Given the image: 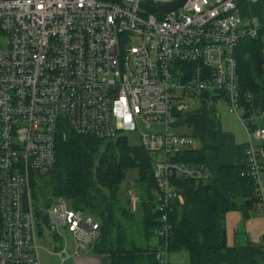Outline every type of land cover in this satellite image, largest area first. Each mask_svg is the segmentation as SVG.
Instances as JSON below:
<instances>
[{"label": "built area", "instance_id": "obj_1", "mask_svg": "<svg viewBox=\"0 0 264 264\" xmlns=\"http://www.w3.org/2000/svg\"><path fill=\"white\" fill-rule=\"evenodd\" d=\"M174 1L0 0V264H40L39 240L51 241L47 251L60 264H101L93 252L100 222L61 197L38 201L33 191L32 179L53 168L65 128L105 139L133 133L155 155L159 264H173L165 210L181 195L170 179L210 175L204 164L173 160L197 145L176 127L188 100L206 92L223 97L248 136L241 174L250 175L260 193L264 107L245 108L236 61L240 42L261 28L241 4L257 0L148 8ZM251 99L247 93L245 100ZM48 196L52 202L44 209Z\"/></svg>", "mask_w": 264, "mask_h": 264}, {"label": "trees", "instance_id": "obj_2", "mask_svg": "<svg viewBox=\"0 0 264 264\" xmlns=\"http://www.w3.org/2000/svg\"><path fill=\"white\" fill-rule=\"evenodd\" d=\"M241 7L261 22L257 36L243 39L236 51L238 84L245 108L260 110L264 107V0L243 2ZM247 93L252 96L249 101L245 100ZM222 98L213 93L200 94L199 107L177 117V130L188 129L197 145L175 154L173 160L204 164L210 175L204 180L170 179L172 190L180 193L181 199L173 198L165 210L168 252H185L189 264H264V245L235 247L226 243L224 214L235 209L247 216L261 199L252 177L241 174L244 165H220L217 161L216 135L220 125L216 101ZM74 134L73 151L59 150L56 143L55 163L49 170L54 184L46 193L34 189L36 200L49 194L58 196L71 207L93 215L101 225L93 252L102 264H159L154 252L163 237L159 236L162 211L157 208L161 194L152 176L155 155L138 142L133 145L127 135L105 139ZM128 170H136L140 180V202L137 213L132 215H126L130 200L123 202L120 193ZM132 221L142 228V234L135 239L128 234L130 228H136ZM151 237L155 239L152 247Z\"/></svg>", "mask_w": 264, "mask_h": 264}, {"label": "crops", "instance_id": "obj_3", "mask_svg": "<svg viewBox=\"0 0 264 264\" xmlns=\"http://www.w3.org/2000/svg\"><path fill=\"white\" fill-rule=\"evenodd\" d=\"M262 42L261 78L264 82V35ZM223 101V100H222ZM224 103V102H223ZM219 112L220 132L216 135V155L220 165H244L246 162L244 150L248 136L238 118L222 108ZM262 176L264 178V169ZM261 202L252 207L247 216L240 210H229L224 214L226 243L228 246L241 247L248 244L264 245V182L260 189ZM181 253L183 252H176ZM176 264V259H173ZM182 264L184 258L180 260ZM183 261V262H182ZM186 264H189L188 257Z\"/></svg>", "mask_w": 264, "mask_h": 264}, {"label": "rangeland", "instance_id": "obj_4", "mask_svg": "<svg viewBox=\"0 0 264 264\" xmlns=\"http://www.w3.org/2000/svg\"><path fill=\"white\" fill-rule=\"evenodd\" d=\"M247 10V9H244ZM188 108L183 112V113H187L191 110H195L197 107H199V100L195 99V100H188ZM224 101L222 100H217L216 101V107L217 110L220 112L221 110H223L222 108H225V103H223ZM69 129H64V131L62 133H60L58 135L57 138V149L60 146L59 150L62 151H73L74 149V137H76V135L73 133V131H71L69 133ZM181 132H185L186 135L188 134V129L183 128L181 130ZM125 135H127L129 141L131 143H134L133 145H137L138 141L136 136L133 133H126ZM63 146V147H62ZM139 177L138 174L136 175V170L135 171H131L128 170L127 174H126V178H124L122 185L120 187V193H121V199L124 202L125 200L129 199L130 200V204L129 209L126 213V215H132L137 213V202L139 201V197H138V193H137V184L139 183ZM33 182V187H37L38 191H40L41 193H46L48 191H50V186L52 184H54V182L52 181V176H51V171H46L43 173H40L38 175V177L32 179ZM35 191V190H33ZM136 198V200H135ZM140 202V201H139ZM138 202V203H139ZM125 213V212H124ZM125 217V216H124ZM126 220V219H125ZM122 221V220H121ZM133 222V221H132ZM140 224H141V219H140ZM128 224V223H127ZM126 224V226H127ZM133 224L135 225L136 228H130L129 229V235H132L131 238L135 239L138 237L139 234L141 233V226H139L137 228L136 224L133 222ZM43 230L47 229V226L45 224L41 225ZM47 234V232H46ZM155 243V239L154 238H150L149 239V245L150 247H152ZM39 245H41V249L38 252L39 255V262L40 264H60L59 259L56 256L51 255L47 250H51L52 249V245H51V241H43V240H39ZM182 256L184 258V261L182 264H186L187 262V254L185 252H183V254L181 253H170L168 255L169 261H171L172 263H174L173 259H176V264H179V262H181L180 260L182 259ZM103 263L102 259H101V264ZM64 264H71V260L66 261Z\"/></svg>", "mask_w": 264, "mask_h": 264}, {"label": "water", "instance_id": "obj_5", "mask_svg": "<svg viewBox=\"0 0 264 264\" xmlns=\"http://www.w3.org/2000/svg\"><path fill=\"white\" fill-rule=\"evenodd\" d=\"M184 1L185 0H177V1H174L173 3L167 4V5H162V6H148V8L151 9V10H154V11L155 10L156 11H168V10L177 8ZM51 202H52V197L51 196L46 197L44 199V201L42 202L43 208L44 209H47L50 206ZM43 221H44V223L47 222V214H44Z\"/></svg>", "mask_w": 264, "mask_h": 264}]
</instances>
